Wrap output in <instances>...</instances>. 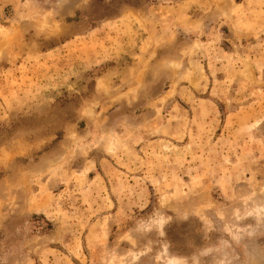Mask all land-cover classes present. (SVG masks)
Segmentation results:
<instances>
[{"label": "rangeland", "instance_id": "obj_1", "mask_svg": "<svg viewBox=\"0 0 264 264\" xmlns=\"http://www.w3.org/2000/svg\"><path fill=\"white\" fill-rule=\"evenodd\" d=\"M0 264H264V0H0Z\"/></svg>", "mask_w": 264, "mask_h": 264}]
</instances>
